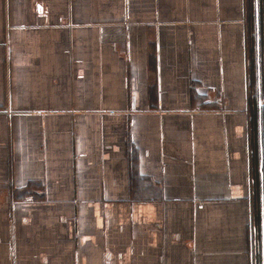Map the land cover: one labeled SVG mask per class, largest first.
I'll return each mask as SVG.
<instances>
[{"label": "crops", "instance_id": "0c3cea01", "mask_svg": "<svg viewBox=\"0 0 264 264\" xmlns=\"http://www.w3.org/2000/svg\"><path fill=\"white\" fill-rule=\"evenodd\" d=\"M262 17L0 0V264H264Z\"/></svg>", "mask_w": 264, "mask_h": 264}, {"label": "trees", "instance_id": "16d2710c", "mask_svg": "<svg viewBox=\"0 0 264 264\" xmlns=\"http://www.w3.org/2000/svg\"><path fill=\"white\" fill-rule=\"evenodd\" d=\"M262 1V13H264V0H261ZM260 33L264 35V21H263V17H262V20L260 21ZM263 41H264V38H263ZM263 142H264V138H263Z\"/></svg>", "mask_w": 264, "mask_h": 264}]
</instances>
